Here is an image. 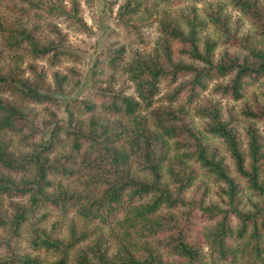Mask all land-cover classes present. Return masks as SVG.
Segmentation results:
<instances>
[{
    "label": "rangeland",
    "instance_id": "obj_1",
    "mask_svg": "<svg viewBox=\"0 0 264 264\" xmlns=\"http://www.w3.org/2000/svg\"><path fill=\"white\" fill-rule=\"evenodd\" d=\"M34 3L40 6L27 8ZM259 3L264 18L263 0ZM44 4L60 6L68 12L59 13L52 9L51 14L46 15L44 10L36 9ZM72 10L77 12L76 20L69 13ZM192 13L204 22L198 32L200 47L205 39L215 44L212 50L214 62H218L223 53L239 61L252 60L248 49L264 50V34H260L257 27L235 8L232 0H0V71L16 70L28 85L49 96L41 103H19L8 92H3L1 97L13 104L19 103L22 114L18 118L19 131L0 129V143L14 157L35 154L40 159L47 158L49 165H55L46 174V184L36 182L37 167L34 163L23 172L11 171L0 165V175L9 178L12 185H22L27 189L20 197L0 195L1 213L8 223H12L0 226V258L12 246L19 255L39 257L42 264L63 256L68 259L66 264H73L78 251L85 248L98 246L107 258H113L123 247L133 248L134 244L141 243L140 238L121 226H107L80 218L77 214L82 203L80 196L85 197L90 188L80 174L86 171L108 176L100 165L98 149L103 143L128 149V142L133 138L131 118L105 113L101 108L102 99L136 97L134 84L120 64L130 61L136 53H153L163 35L161 20H172L186 31L187 19ZM215 15L221 17L226 27L224 30L231 36L229 40L214 22ZM9 28L31 31L42 46L49 47L46 57L35 58L12 50L5 40L9 36ZM242 40L247 43V49L240 46ZM54 50L61 51L58 60L50 59ZM177 51L175 55L180 57ZM114 56L120 58L111 62ZM184 60L200 65L190 58ZM117 63L119 66H115ZM232 76L213 79L190 105L180 100L171 107L174 110L182 108L183 117L201 135L207 151L222 158L230 174L241 185L239 206L248 211L253 210L252 205L258 197L236 176L234 161L224 140L207 130L206 111H217L220 118L234 129L248 162L250 132L255 131L264 144V117L248 114V111L264 108V76L254 84H245L246 89L237 100L216 88L218 84L228 83ZM172 88L173 85L162 82L158 97L163 99L162 95ZM160 98L151 109L140 112L147 120L149 127L146 131L149 134L154 132L151 110L159 111L167 106V102ZM84 103L92 105L91 110ZM74 136L87 137L84 141L88 142L82 143L77 150L73 146ZM173 143L174 140L166 142L169 157L178 154ZM89 154L95 162L86 161ZM183 163L192 169L194 177L184 196L187 199L200 198L205 204L221 203L222 184L194 158L185 159ZM128 167L133 175L145 176L134 157H130ZM164 177L171 187L166 172ZM55 197H60V207L49 204L48 198ZM16 217L23 218L17 227L14 226ZM208 227L206 220H195L189 236L200 238L201 253L209 261ZM37 239L58 242V247L47 250L36 246L33 242ZM155 249L159 248L155 246ZM163 257L174 259L166 253ZM250 261L239 259L236 264H256Z\"/></svg>",
    "mask_w": 264,
    "mask_h": 264
},
{
    "label": "trees",
    "instance_id": "obj_2",
    "mask_svg": "<svg viewBox=\"0 0 264 264\" xmlns=\"http://www.w3.org/2000/svg\"><path fill=\"white\" fill-rule=\"evenodd\" d=\"M233 5L264 34V18L259 0H232ZM29 4L27 8L38 7ZM40 6V5H39ZM42 6V5H41ZM45 6V7H44ZM264 6V0H263ZM130 7V5H128ZM37 10H44L46 15L54 9L59 13H67L60 6L44 4ZM70 15L76 20L77 12ZM214 22L224 30L222 19L215 15ZM203 20L195 18L194 13L187 19L188 30H183L172 20L160 21L161 38L152 54L136 53L130 61L120 64L122 70L134 84L136 97L117 96L101 100V108L105 113L132 119L133 138L126 146H107L98 149L100 165L108 172V176L81 172V176L90 184L84 196H80L77 214L90 222H100L107 226H121L130 230L141 243L133 248L123 247L113 258H107L97 247L79 250L73 264H236L240 259L251 263L264 264V144L255 131L249 134L248 162L236 139L234 129L226 120H222L217 111H206L208 131L221 137L234 161L236 176L254 192L258 201L253 203V210H243L239 206L241 185L224 165L222 158L214 152H208L199 133L194 131L183 117L182 108L174 110L175 102L184 100L190 105L198 99L209 82L226 75L233 74L226 84H218L217 89L239 99L245 91V84H254L264 76V50L248 49L252 60L239 61L223 53L218 62L212 58L215 45L209 39L199 44V28ZM9 36L5 40L12 50H19L35 58H45L49 47L42 46L38 38L24 28H9ZM224 34V35H225ZM240 46L248 48L242 40ZM178 51H177V50ZM175 51L180 57L175 55ZM61 51L54 50L50 59L58 60ZM120 58L114 56L111 62ZM190 58L200 65L189 64L184 60ZM119 66V63L115 64ZM187 77V79H186ZM19 72L14 69L6 73L0 71V95L8 92L17 102L41 103L49 96L40 93L28 85ZM178 80H180L178 82ZM162 82L173 85L170 92L158 97ZM157 98L167 102L161 110H151L154 132L148 133L147 120L140 112L151 109ZM19 103L13 104L0 96V129L19 131L18 118L22 114ZM91 110L90 104L84 103ZM204 110H207L204 108ZM253 117H264V108L248 111ZM87 137L74 136L73 146L79 150ZM174 140L176 157L166 153V142ZM131 158L145 176H135L130 172L128 163ZM180 158L179 160L177 159ZM194 158L201 167L210 172L214 179L222 184L221 203L205 204L202 199H187L184 193L193 181L192 169L186 167L183 160ZM87 162L94 161L91 154ZM34 163L37 167L36 182L46 184V174L55 165H49L48 159H40L39 155L28 154L14 157L8 153L4 144L0 143V165L11 170L23 172ZM61 166H64L63 164ZM166 172L171 187L164 177ZM12 181L0 175V195L20 197L26 191L22 185H12ZM60 197L48 198L49 204L60 207ZM162 209H165L162 212ZM168 209V210H167ZM23 218L16 217L14 226ZM209 222L207 241L209 261L201 253L200 238L189 236V230L195 226V220ZM237 221V222H234ZM8 223L0 210V226ZM72 237H74L72 235ZM49 250L57 249L58 242L37 239L33 242ZM159 248V249H155ZM163 253L172 255L167 260ZM65 256L48 264H66ZM0 264H42L37 256L19 255L14 247H9Z\"/></svg>",
    "mask_w": 264,
    "mask_h": 264
}]
</instances>
